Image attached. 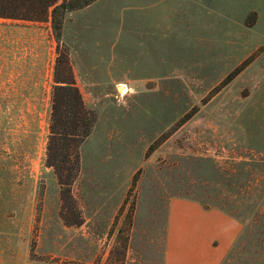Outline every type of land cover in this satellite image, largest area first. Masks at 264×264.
Here are the masks:
<instances>
[{
    "label": "rangeland",
    "instance_id": "obj_1",
    "mask_svg": "<svg viewBox=\"0 0 264 264\" xmlns=\"http://www.w3.org/2000/svg\"><path fill=\"white\" fill-rule=\"evenodd\" d=\"M113 1L94 2L76 21L94 22L89 34L129 37L127 27L98 24ZM182 6L168 11L180 31L145 42V51L137 43L130 58L121 45L126 64L111 73L110 46L105 60L86 59L82 95L97 123L66 186L46 158L54 69L66 51L72 66L71 48L54 41L51 23H23V33L0 19V264H165L170 227L172 247L178 243L185 207L170 208L178 199L240 223L221 264H264V0ZM256 9L263 18L253 25ZM113 11L128 15L120 5ZM31 50L39 57L33 79L20 66ZM135 60L161 72L129 81ZM17 72L21 86L13 89Z\"/></svg>",
    "mask_w": 264,
    "mask_h": 264
},
{
    "label": "crops",
    "instance_id": "obj_2",
    "mask_svg": "<svg viewBox=\"0 0 264 264\" xmlns=\"http://www.w3.org/2000/svg\"><path fill=\"white\" fill-rule=\"evenodd\" d=\"M200 1L205 2L206 0H114L112 3L113 10L118 9L120 5L122 9L124 8L128 10L127 17L124 18L125 16H123L120 18L115 11L110 10L111 12L107 13V15L104 16L105 18H101L106 20H101L98 24L105 22L107 26H112L111 28L113 32L116 27H122V31H124V27H127L126 31L128 32L129 37H125L124 39L121 38L120 40H114V37L111 35L89 34L96 24L90 22V20H87V24L83 21H76L77 14L82 9L67 13L63 30V40L67 42L71 48L74 80L76 86L81 90V93L83 89V77L89 75L88 72L91 71L89 63L86 61L89 55L92 56L93 60L96 58H102L105 60L110 46L111 55L106 66L107 69H105L104 72L111 73L112 68L117 67V65L121 66L122 63L126 64L123 60V50L122 48H119L121 45L126 46L125 48L128 51L126 53L127 58H130V55L134 54V52L131 53V51L136 47L137 43H140V50L144 49L145 51L150 49L151 46H145V42L150 43L151 41H161L162 39H165L161 36L164 35L165 37L168 30L174 32L180 31L178 26L182 21L171 12L169 16V9L177 12L182 9V5H185L188 9L193 11L194 6H198ZM201 5L203 6L202 3ZM256 11L258 16L255 25H258L261 23L263 17L257 9ZM0 19L19 23L20 25L16 30L23 33H25V28H27L22 25L23 23L39 24L38 21L1 17ZM93 20L97 21L100 19ZM47 23L50 24V22ZM170 24L172 27H169ZM38 29L36 30L39 31ZM4 30L5 29L3 28V31ZM6 31H8V29H6ZM85 32L88 33V35H85ZM52 36L54 41H56L54 35ZM86 45L89 48L92 47L94 55L86 51ZM26 53H29L30 57L26 55L25 59H21L23 58V56H21L20 66H30L31 71L27 75L30 74L33 79L34 66H39V57L35 56L34 61V56H32L33 50L30 52L26 51ZM141 56L144 58L142 52ZM135 61L136 62L132 65L133 69L128 70L129 73L133 74V78L129 79V81L150 82L149 80H153L152 78H144L137 74L161 72V70L152 69V71L142 68V62L139 60ZM14 65H18V62H14ZM0 73H2V70ZM22 73L24 74L23 71ZM22 73H10V76H16V82L13 83L14 85L11 84L10 87L16 89L19 86L18 84L21 86V81L18 78L22 76ZM39 76L38 73L37 78H39ZM12 80L13 79L9 77L5 82H11ZM52 82V86H54L56 83L54 78L52 79ZM119 82L126 85L122 80L116 81V83ZM36 84V88H38L39 82L37 81ZM175 204L183 205L185 208H180L178 210L181 219L179 221L180 225L178 226L179 229L177 232L178 243L175 248L172 247L171 227L168 229L165 264H221L226 255L230 253L236 244L237 238L242 229L240 223L220 210L204 209L198 202L191 200H173L170 207L171 214H173ZM189 208L195 209V212H191L188 210Z\"/></svg>",
    "mask_w": 264,
    "mask_h": 264
},
{
    "label": "trees",
    "instance_id": "obj_3",
    "mask_svg": "<svg viewBox=\"0 0 264 264\" xmlns=\"http://www.w3.org/2000/svg\"><path fill=\"white\" fill-rule=\"evenodd\" d=\"M97 0H0V17L50 22L58 43H63L67 13ZM257 14L251 23L256 22ZM249 25V24H248ZM55 68L47 164L53 166L62 186L71 185L81 165V146L97 123V114L85 106L76 86L68 51ZM69 190V188H66Z\"/></svg>",
    "mask_w": 264,
    "mask_h": 264
},
{
    "label": "bare ground",
    "instance_id": "obj_4",
    "mask_svg": "<svg viewBox=\"0 0 264 264\" xmlns=\"http://www.w3.org/2000/svg\"><path fill=\"white\" fill-rule=\"evenodd\" d=\"M119 89L122 93H126L129 90L128 87L124 84L120 85Z\"/></svg>",
    "mask_w": 264,
    "mask_h": 264
}]
</instances>
